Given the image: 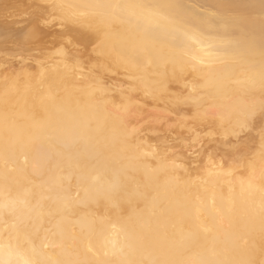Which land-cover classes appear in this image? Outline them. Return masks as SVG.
<instances>
[{
	"label": "bare ground",
	"instance_id": "bare-ground-1",
	"mask_svg": "<svg viewBox=\"0 0 264 264\" xmlns=\"http://www.w3.org/2000/svg\"><path fill=\"white\" fill-rule=\"evenodd\" d=\"M0 264H264V0H0Z\"/></svg>",
	"mask_w": 264,
	"mask_h": 264
},
{
	"label": "rangeland",
	"instance_id": "rangeland-1",
	"mask_svg": "<svg viewBox=\"0 0 264 264\" xmlns=\"http://www.w3.org/2000/svg\"><path fill=\"white\" fill-rule=\"evenodd\" d=\"M199 4H202L201 2H198Z\"/></svg>",
	"mask_w": 264,
	"mask_h": 264
}]
</instances>
